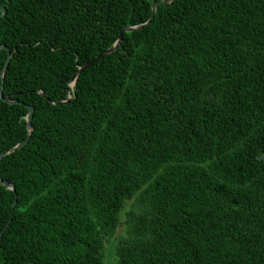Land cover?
<instances>
[{
	"label": "trees",
	"instance_id": "obj_1",
	"mask_svg": "<svg viewBox=\"0 0 264 264\" xmlns=\"http://www.w3.org/2000/svg\"><path fill=\"white\" fill-rule=\"evenodd\" d=\"M0 8V264H264V0Z\"/></svg>",
	"mask_w": 264,
	"mask_h": 264
},
{
	"label": "water",
	"instance_id": "obj_2",
	"mask_svg": "<svg viewBox=\"0 0 264 264\" xmlns=\"http://www.w3.org/2000/svg\"><path fill=\"white\" fill-rule=\"evenodd\" d=\"M157 6H158V3H155V6H154V10L156 11L157 9ZM6 10H2L0 8V17H2L4 14H5ZM150 21V20H149ZM149 21L143 23V24H139V25H135V26H130V27H126L124 28L123 32L120 34L119 36V39L115 42V44L110 47L109 49H107L103 54H100L95 60L91 61L90 63L86 64L85 66L81 67L77 73V75L82 71L84 70L85 68H88L90 65H93L95 64L98 60H100L102 57H104L105 55L107 54H110L111 52H113L119 45L122 37H123V33L124 32H128V31H132V30H135V29H140L142 28L145 24H147ZM1 49H6L8 50V58H7V61L5 63V66H4V69H3V72H2V79L4 81L5 79V74H6V71L8 69V66H9V63H10V60L12 58V52L11 50L9 49V47L7 45H0V50ZM77 75L72 79L71 81V86H75L76 84V78H77ZM2 89H3V86H2ZM41 93L48 98V96L43 92L41 91ZM0 96L1 98H3L5 101H7L8 103H18L19 101H16V100H12L11 99V96H8L6 98H4L3 96V91L1 90L0 92ZM68 97L70 98L71 97V94L68 95ZM27 108L29 110L28 112V115H27V128H28V136L27 138L22 141V142H19L18 144H16L15 146L11 147L10 149L4 151L1 155H0V160L7 154L9 153H12L18 149H21L25 144H27V142L29 141L30 139V135H31V132L33 130V117H34V111H35V107L33 105H27ZM0 184H3L7 189H10V190H13L14 192L16 191L15 189V186L14 184L10 183L9 181H6V180H2L0 178ZM17 201L14 202V206L16 205ZM8 227V225L4 228V230L0 233V240H1V237L3 236L4 234V231L6 230V228Z\"/></svg>",
	"mask_w": 264,
	"mask_h": 264
},
{
	"label": "rangeland",
	"instance_id": "obj_3",
	"mask_svg": "<svg viewBox=\"0 0 264 264\" xmlns=\"http://www.w3.org/2000/svg\"><path fill=\"white\" fill-rule=\"evenodd\" d=\"M124 232L123 226H120L116 235L110 242L107 243L105 253V264H112L116 259V241L118 240L119 234Z\"/></svg>",
	"mask_w": 264,
	"mask_h": 264
}]
</instances>
